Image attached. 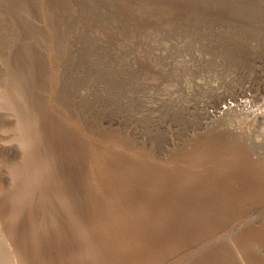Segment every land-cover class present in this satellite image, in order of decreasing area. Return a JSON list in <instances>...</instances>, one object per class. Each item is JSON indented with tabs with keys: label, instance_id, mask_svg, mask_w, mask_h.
I'll use <instances>...</instances> for the list:
<instances>
[{
	"label": "rangeland",
	"instance_id": "374dc122",
	"mask_svg": "<svg viewBox=\"0 0 264 264\" xmlns=\"http://www.w3.org/2000/svg\"><path fill=\"white\" fill-rule=\"evenodd\" d=\"M0 264H264V0H0Z\"/></svg>",
	"mask_w": 264,
	"mask_h": 264
},
{
	"label": "bare ground",
	"instance_id": "6f19581e",
	"mask_svg": "<svg viewBox=\"0 0 264 264\" xmlns=\"http://www.w3.org/2000/svg\"><path fill=\"white\" fill-rule=\"evenodd\" d=\"M129 243V242H128Z\"/></svg>",
	"mask_w": 264,
	"mask_h": 264
}]
</instances>
